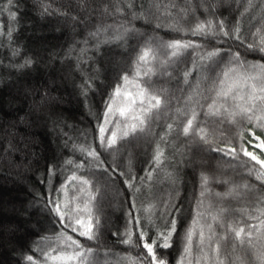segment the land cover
<instances>
[{
	"label": "trees",
	"instance_id": "obj_1",
	"mask_svg": "<svg viewBox=\"0 0 264 264\" xmlns=\"http://www.w3.org/2000/svg\"><path fill=\"white\" fill-rule=\"evenodd\" d=\"M89 2L92 8L96 9L110 0ZM177 2L182 3L183 0ZM6 3L7 0H0V27L4 31L15 27V31L11 41L0 37V264H26L23 257L29 254L37 258L39 254L33 252V249L38 242L45 248L58 247L56 235L63 226L54 222V216L46 205L54 197L70 200L76 194L72 184L68 185L67 197L63 192L54 191L59 189L66 177L75 170L72 166L65 165L66 160L84 162L87 165L86 157L73 150L74 144L97 148L109 169L117 168L119 172L126 174L115 175L113 178L101 170L87 166L77 172V175L91 180L95 188L99 189L95 203L104 224L101 237L103 247L99 249L97 257L99 264H128L126 257L136 255L137 249H130L129 246L121 244L120 237L113 236L112 233L124 232L129 212L133 217L148 216L149 213L145 212V209L150 205L155 206L151 212L152 219L161 227L165 221L159 218L160 213L167 214L169 219L173 215L178 217L173 246L162 250L169 264H177L183 250V233L192 223L197 200L200 198L202 171L217 177L223 172L225 179L234 180L236 183H249L254 186V190L264 191V184L256 180L254 175H247L243 161H248L249 158L244 157L243 153H240L241 160L233 162V166L229 167L225 161L230 160V157L221 159V154L204 151L203 145L188 143L183 136L172 139L171 143L165 146V155L169 159L161 168H155L152 156L156 143L166 131L167 123L172 122L176 108L184 106L185 97L198 80L201 81L202 96L208 97L206 100L200 98V103L205 108L211 103L213 93L207 91L210 85L203 77L214 79L216 73H207L200 68L193 69V57L188 53L179 58L182 62L169 69L173 71L171 79L159 74L151 78L155 88L167 89V93H162L166 102L171 97L170 105L151 123V133L138 134L135 138L119 141L116 145L118 150L106 152L99 148L98 121H103L105 101L109 99L116 85L124 84L121 78L125 73L129 74L130 82L122 91L134 94L137 90L136 84L140 81L135 78L133 62L139 49L152 40L167 42L181 38L179 33L169 30L166 26L155 28L156 20L151 23H145L142 19L135 20L133 24L138 30L137 33L129 36L126 41L104 43L97 48L96 41L89 38V33L101 22L113 24L119 23V19L107 17L102 20L100 13L94 11L87 23L74 21L72 16H79L82 20L86 16L78 0H14L13 10L17 12V20L13 23L10 21ZM45 6H50L53 14H42ZM248 7V0H228L227 4L220 3L216 16L223 18L229 26L239 20L241 34L251 40V33L255 32L257 27H264V0H252V7L241 15ZM61 12L67 15H61ZM196 16L204 19L206 13L203 9H198ZM188 23H195V17H190ZM183 39L199 41L201 38L187 35ZM208 46L216 45L212 42L208 43ZM234 47H239L242 54L247 53V49L238 44ZM14 49H19L18 55L12 54ZM25 59H31L33 63L23 68L18 67L24 64ZM159 59H165L163 52L160 53ZM245 59L264 63V57L258 52L247 53ZM185 68L193 69L188 78L189 84L183 82ZM223 68L221 65L216 72ZM65 72L68 73L66 77ZM85 78H91L93 84L87 98L81 94L80 87ZM129 98L117 97L114 108L123 107L122 99ZM197 110L201 112L200 120L204 121L203 111L199 107ZM110 119L113 120V124L107 126L110 129L116 128V121L123 120L118 110ZM236 120L235 125H213L217 129L213 138L218 139L223 132L231 138L233 146L238 147L243 143L249 150H253L248 144L252 139L248 130L251 129L262 139L264 131L254 129L252 124L241 120L240 117H236ZM116 130L119 133V129ZM238 133H243V139ZM106 135H110V132ZM136 143L143 146L135 149L133 146ZM219 146L224 145L221 143ZM177 148L185 153L183 163H178L182 157L177 154ZM255 152L260 153V149H255ZM260 154L264 158V153ZM196 158L198 161L195 163L193 160ZM19 161L23 164L29 162L31 166L25 174L28 186H21L6 176L14 172L11 163L18 165ZM236 163H240L241 167H235ZM50 167L55 168L51 177L48 171ZM256 167L259 168V165ZM148 172L152 173L151 179L147 176ZM168 172H173L178 177L175 185L167 180ZM132 177H135L134 188L129 189L123 184V180ZM226 187L224 184L210 183V192L206 193L201 211H214L209 209V205L215 203V193L224 192ZM16 203H24L29 209L20 210L22 212L9 210L16 207ZM113 203L117 205L115 211L110 206ZM226 203L233 208L245 207L243 201L230 199ZM133 204L136 205L135 208L132 207ZM169 206L179 207L181 211L169 212ZM249 210L251 211V208ZM108 216H111L112 223L106 225ZM245 221L250 224L259 223L257 220H247L246 217ZM11 227L13 231L7 238V247L2 244L10 231L8 228ZM64 231L74 239H79L82 244L96 248L95 242L78 237L71 229ZM252 245V249L238 246L234 252L229 247L231 264H258L253 252L264 251V228L260 233L253 229ZM106 252L110 254L105 255ZM39 259L43 260V257L40 256Z\"/></svg>",
	"mask_w": 264,
	"mask_h": 264
},
{
	"label": "snow or ice",
	"instance_id": "obj_2",
	"mask_svg": "<svg viewBox=\"0 0 264 264\" xmlns=\"http://www.w3.org/2000/svg\"><path fill=\"white\" fill-rule=\"evenodd\" d=\"M222 2L223 0H198L196 3L193 0H183L182 3H178L177 0H110L109 3H103L93 9L89 0H78L86 16L83 20L79 16H72L74 21L87 23L94 11L100 13L102 20L107 17L120 20L119 23L114 22L113 24L101 22L89 33V38L96 41L97 48L104 43L126 41L129 36L138 32L133 21L141 19L145 23L156 20L155 28L166 26L181 36V38L167 42L152 40L139 49L133 62L135 78L140 81L136 84L137 90L134 94L122 91L130 82L129 74L125 73L121 78L124 84H117L109 99L105 101L103 121H98L97 124L100 149L106 152L118 150L116 145L119 141L130 137L135 138L138 134L151 133V123L159 118L171 103V97L167 102L162 98V93H167V89L155 88L151 78L159 74L171 79L173 71L169 69L182 62L179 58L188 53L193 57V69L200 68L207 73H216L214 79L209 76L203 77V80L210 85L207 91L213 93L211 103H208L206 108L200 103V98L206 100L208 97L202 96L201 81L198 80L189 95L185 97L184 106L176 108V115L172 118V122L167 123L166 131L156 143L152 156L155 168H161L169 159L165 155V146H168L172 139H179L183 136L188 143L203 145L204 151L221 154V159L230 157V160L225 161L229 167L233 166V162L240 161V153H243L244 157L249 158L248 161H243L247 175H254L256 180L264 184V158L260 154L264 153V139L260 135L251 129L248 130L252 137L248 144L253 150H249L243 143L238 147L233 146L231 138L223 132L220 133L218 139L213 138L217 131L213 125L225 123L235 125L236 117L252 124L254 129L264 131V63H254L245 59L247 53L252 52H258L261 57H264V27H257L256 31L251 33V40H249L241 34L242 28L239 20L229 26L223 18L216 16V9ZM13 4L14 0H7L6 9L10 21L14 23L17 20V12L13 10ZM248 5L249 7L245 8L241 15L247 13L252 7V0H248ZM198 9H203L206 18L200 19L196 16ZM42 14L51 15L53 11L50 6H45ZM60 14L67 15L63 12ZM190 17H195V23H188ZM14 31L15 27H9L7 31L0 27V37H6L11 41ZM187 35L201 39L199 41L183 39ZM212 42L216 46L209 47L208 43ZM236 44L246 48L247 53L242 54L239 47H234ZM161 52L165 56L163 60L159 59ZM12 54L18 55L19 49H14ZM32 63L31 59H25L24 64L18 67L23 68ZM221 65L224 66L223 70L216 72ZM193 69L185 68L183 71L185 84H189L188 78L192 75ZM92 86L91 78H85L80 85L81 94L85 98ZM125 96L130 98L122 99L124 106L114 108L115 99ZM198 107L203 111L204 121L200 120L201 112L197 110ZM117 110L119 116L123 118L122 121L115 122L119 133L116 128L107 127L113 124L110 116ZM213 117L220 119L213 120L211 119ZM109 132L110 135H106ZM238 135L243 139V133H238ZM253 141H258V143H253ZM221 143L223 147L219 146ZM257 148L260 149V153L255 152ZM73 150L79 151L86 157L87 165L84 162L66 160L65 165L72 166L75 170L66 177L61 187L54 191L63 192L67 197L68 185L72 184L76 194L70 200L54 197L46 205L50 214L54 216V222L63 226L56 235V240L59 242L58 247L45 248L38 242L33 252L38 253L39 256L34 258L31 254L25 255L23 258L26 264H48V262L51 264H99L97 257L99 249L103 247L101 237L104 228L95 203L99 189L95 188L91 180L77 175V172L87 166L101 170L113 178L115 175L126 176V174L119 172L117 168L109 169L106 162L101 159V152L95 147L74 144ZM177 154L182 157L178 163H183L185 153L177 148ZM257 165L259 168L256 167ZM235 167L239 168L241 164L236 163ZM48 171L51 177L55 168L50 167ZM224 175L221 172L217 177L214 174L201 172L200 198L197 200L192 223L183 233V250L177 264H185V262L187 264H231L229 247L233 252L238 246L241 248L247 246L252 249L253 229L260 233L264 228V191L254 190V186L249 183H236L234 180L225 179ZM147 176L151 179L152 173L148 172ZM166 178L173 185L178 182V177L173 172H168ZM134 180L135 177L125 178L123 184L133 189ZM210 183H220L227 187L224 192L215 193V203L209 205V209H214V211H201L206 193L210 192ZM230 199L243 201L245 207L233 208L226 203ZM132 207L135 208L136 205L133 204ZM154 207L150 205L148 209H145L149 215L143 218L133 217L129 212L124 232L112 233L113 236L120 237L121 244L138 250L135 256L126 257L128 264H169L162 250L173 246V237L177 234L178 217L173 215L169 219L167 214L160 213L159 218L165 221L164 226L161 227L152 219L151 212ZM180 211L179 207L169 206V212L179 213ZM245 217L247 220H257L259 223H246ZM64 229H71V232L76 233L78 237L95 242L96 248L82 244L79 239H74ZM109 254L105 253V255ZM253 255L258 264H264V251L253 252ZM40 256L43 260L39 259Z\"/></svg>",
	"mask_w": 264,
	"mask_h": 264
},
{
	"label": "rangeland",
	"instance_id": "obj_3",
	"mask_svg": "<svg viewBox=\"0 0 264 264\" xmlns=\"http://www.w3.org/2000/svg\"><path fill=\"white\" fill-rule=\"evenodd\" d=\"M227 2H228V0H225V1H223L222 2V4H227ZM64 75H65V77H66V75H68V73H64ZM63 76V75H62ZM64 77V76H63ZM60 130V129H59ZM141 147V146H143V144H140V143H136V144H134V146H133V148H138V147ZM26 160V159H25ZM201 160H202V163H204L203 162V158H201ZM195 163L198 161V159L196 158V159H194L193 160ZM24 162V161H23ZM15 163V162H14ZM11 163V166H12V170L14 171L13 173H11L10 175L9 174H7L6 176L9 178H11V179H13L16 183H18L19 185H21V186H28V184L26 183V181H25V174L27 173V170H29L30 168H31V166H29V162L26 164H23V163H21L20 161L18 162V165H17V163ZM21 204V205H20ZM0 205H2V203L0 204ZM113 205V206H112ZM112 205H110L111 207H112V210L113 211H115L116 209H117V205L116 204H112ZM15 206L16 207H13L12 209L11 208H9V210H12V211H20V210H24L25 208L26 209H29V207L27 206V205H25L24 206V203H16L15 204ZM22 211H20V212H22ZM22 217H26L25 215H22ZM112 223V218H111V216H108V218H107V220H106V222H105V224L106 225H109V224H111ZM10 230V231H9ZM8 234L6 235V238H4V239H6V240H4V242H3V244L2 245H4V246H7L8 247V245H9V240L7 241V238L9 237V236H11V231H13V227H11V228H8Z\"/></svg>",
	"mask_w": 264,
	"mask_h": 264
}]
</instances>
